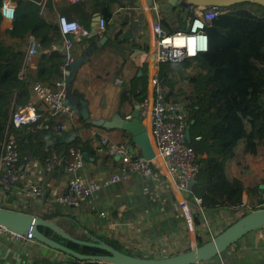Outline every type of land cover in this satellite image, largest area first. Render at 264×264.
Here are the masks:
<instances>
[{
  "label": "crops",
  "instance_id": "0c3cea01",
  "mask_svg": "<svg viewBox=\"0 0 264 264\" xmlns=\"http://www.w3.org/2000/svg\"><path fill=\"white\" fill-rule=\"evenodd\" d=\"M53 1L60 2V0ZM108 5L111 17L106 23L103 35L106 36V40L87 56L80 70L81 73L88 72L87 77L91 81L79 79L77 83L80 85H77L80 93L83 92L86 95L83 98L88 102L92 118L108 119L114 113L123 117L130 115L133 104L138 101L135 94L140 88L141 82L138 78L142 73V68L134 63L132 52L136 49L150 48L152 37L150 27L154 21L158 20L167 32H174L172 30L175 27L177 29L184 27L181 26L178 12L182 10L183 17L188 14L185 2L182 0L180 2L109 0ZM53 7L55 10L50 13L46 10V14L58 24L57 8ZM226 11L214 22L226 27L240 40V69L229 96L243 125L241 138L233 148L231 156L226 160L224 171L230 181L237 180L246 187H253L251 191L247 190L242 195L243 204L251 207L258 205L261 203L259 200L264 199L262 196L264 191V72L253 70L257 62L264 69L262 60L264 37L258 36L257 31L261 29L260 27L249 24L246 18L239 17L242 14L248 17L251 15L252 18L257 17L253 12L254 8L234 10L229 16L227 14H230V10L226 8ZM10 25L11 23H8L7 28ZM84 38L73 37L74 59L76 53L79 56L91 47ZM58 49L62 50V47ZM151 56L150 54L152 59ZM37 60L38 54L33 56L28 64H35ZM147 74L146 70V78ZM80 76L82 78L83 75ZM117 79L121 80L120 84L115 83ZM105 84L108 87L111 85V89L116 94L115 97L108 94ZM51 118L54 121L53 124L65 123L67 129L57 132L50 128L44 135V146L48 148L55 143H75L74 147L81 150L84 162L81 173L86 182L100 181L118 169V160L108 155L100 145L102 136H107L114 142L130 138L134 154L141 155L139 147L133 144L126 131L118 128L106 130L94 126L77 113L69 121L61 116ZM34 145L33 149L26 151L25 161L20 162L22 167L19 182L7 193L0 191V207L31 213L39 217L42 213L54 208L74 215L82 226L93 229L95 234L107 235L121 244L124 249H137L139 253L164 256L173 253L174 249V253H177L189 248L188 240L190 241L195 232L191 233L188 230L186 217L179 206V193L166 180L163 170L155 169L150 176L132 174L127 179L101 187L76 207L57 205L53 197L68 191V174L60 168L45 171L44 160L38 159L37 148L35 149ZM58 148L62 149L56 146L49 150ZM31 184L42 185L48 194L45 197H31L25 190V186ZM184 197L191 214L198 215L200 224L195 225L193 221V225L195 231L202 226L200 228L202 231L198 232L202 239H210L216 235L239 213L238 210L226 208L205 210L195 202L189 190ZM100 211L104 213L101 217L97 215ZM91 214L94 218L90 217ZM62 220L59 222H63ZM59 222H57L58 225L66 231L65 226ZM213 228L217 230H212ZM72 234L77 236L80 232ZM187 234L188 240L185 237ZM179 249L182 250L179 251ZM62 254L39 241H11L0 236V264H29L35 257L43 255L65 259L66 255ZM209 264H264V227L245 234Z\"/></svg>",
  "mask_w": 264,
  "mask_h": 264
},
{
  "label": "trees",
  "instance_id": "16d2710c",
  "mask_svg": "<svg viewBox=\"0 0 264 264\" xmlns=\"http://www.w3.org/2000/svg\"><path fill=\"white\" fill-rule=\"evenodd\" d=\"M41 1L15 0V16L9 28H1L2 17L0 15V143L11 108L24 103L29 98L33 83L38 80L52 86L54 81L61 77L60 67L63 64L64 56L63 48L62 50L58 48L62 47L63 38L57 22L50 15L40 12L39 3ZM108 4L109 0H91L84 3H72L68 0H60L59 3H56L53 0H45V10L48 13L53 12V6H55L58 14L89 28L94 15L109 12ZM256 9V11L264 12L263 6ZM178 15L181 19V26H184L182 27L183 31L187 30L190 15L187 14L183 17L182 10L178 12ZM255 20L264 22L263 16L256 17ZM182 29L175 27L172 31ZM204 32L207 37L205 51L198 52L195 56L187 57L181 61L161 63L158 73L164 81L165 97L181 101L188 108L185 143L194 148L199 162L196 183L189 190L190 195L199 198L200 207L205 210L220 208L238 210L239 214L233 219L235 221L251 209L258 207L257 204L247 207L242 201L243 193L247 190L251 191L253 187H246L237 180L230 181L224 171L225 162L231 156L233 148L242 135L243 122L229 96L240 69V40L232 35L226 27L214 21L205 27ZM29 35H33L39 43L38 60L35 64L26 63L24 65V49ZM84 39L91 45L95 43L93 36H85ZM262 60L264 62V50ZM190 68L192 72H188ZM145 76L146 70L142 68L141 76L138 78L141 88L135 94L137 100H141L145 96ZM182 82H186V85L181 86ZM72 94L77 96L75 92ZM40 111L42 112V116L38 120V123L41 124L40 127H35V124L31 123L10 129V133L18 145L19 162L25 161L26 151L30 148L33 149L34 144L40 161H43L53 151L66 154L70 146H75V143L72 144V142L55 143L46 148L43 138L54 125V121L46 111L42 109ZM197 136L200 138L196 139ZM56 146L62 147V149L49 150ZM33 153L35 154V152ZM191 215L195 225H199L198 215L196 213ZM40 217L57 225V222L62 219L69 221L73 228L80 232V235L77 236L69 233L75 238L86 241L100 239L130 255L155 257V255L124 250L121 244L113 241L107 235L95 234L93 229L82 226L74 215L54 208L42 213ZM39 230L45 236L80 253L91 255L106 253L96 246L80 244L63 238L47 226L41 225ZM195 239L197 245L209 240H203L198 233L195 235ZM188 249H183V251ZM216 257L203 262L209 263ZM29 264H101V262L79 260L71 255H66L65 259L43 255L35 257Z\"/></svg>",
  "mask_w": 264,
  "mask_h": 264
},
{
  "label": "built area",
  "instance_id": "2783aa9c",
  "mask_svg": "<svg viewBox=\"0 0 264 264\" xmlns=\"http://www.w3.org/2000/svg\"><path fill=\"white\" fill-rule=\"evenodd\" d=\"M70 1L72 3H83L90 0ZM39 4L40 12H42L45 7V0H42ZM185 9L190 15L187 30L167 32L161 23L156 20L150 27L152 33L150 48L148 50L136 49L131 54L135 65L139 68L146 66L145 70L148 71L145 96L137 103L139 118L145 124L146 129L149 130L148 133L155 155L150 159L135 155L130 138H123L114 142L107 136H102L100 145L108 155L118 160V169L100 181L86 182L81 173L84 162L80 148L71 146L67 149L66 154L52 152L45 157L43 169L51 171L60 168L68 174V191L53 197V201L57 205L76 207L101 187L127 179L132 174L150 176L155 169L158 171L163 170L166 180L179 193V206L186 217L188 230L191 233L195 231L191 211L184 197V194L188 191L189 181L196 179L199 170L197 153L192 146L185 143L188 108L181 101L165 97V85L163 79L159 76L158 69L161 63L181 61L187 57L195 56L198 52L205 51L207 49L205 27L211 25L217 17L227 11L223 7L189 3L185 4ZM0 15L3 21L11 23L15 16V0H2ZM110 17V12L98 14L94 31H91V27H83L78 22L68 20L57 14L58 27L63 38L64 61L60 67L61 77L55 80L52 86L36 80L31 87L29 98L24 103L11 108L0 143V191L3 193H7L9 189L15 186L21 177L22 165L19 162L16 139L10 133L11 127L18 128L31 123H34L35 127H40L41 124L38 123V120L42 116L41 109L51 117L61 116L68 121L73 119L75 112L67 103L65 95L67 76L74 62L73 37L91 35L97 40L101 39ZM38 53L39 43L33 35H29L24 50L23 64L30 62L31 58ZM115 83L120 84L121 80L117 79ZM51 128L59 132L66 130L67 126L65 123H60L52 125ZM199 138V136L196 137V139ZM25 190L34 198L45 197L48 194V191L38 184L26 185ZM262 196H264V191ZM194 200L200 206V199L194 197ZM257 206L264 207V199ZM97 215L101 217L104 213L100 211ZM90 217L94 218V215L91 214ZM0 236L19 242L35 240L30 232L19 234L2 224H0ZM194 244H197V242L193 235L190 239V247ZM101 264L106 263L101 262ZM195 264L209 263L199 262Z\"/></svg>",
  "mask_w": 264,
  "mask_h": 264
},
{
  "label": "water",
  "instance_id": "95a60500",
  "mask_svg": "<svg viewBox=\"0 0 264 264\" xmlns=\"http://www.w3.org/2000/svg\"><path fill=\"white\" fill-rule=\"evenodd\" d=\"M189 4L202 5V6H218L223 8H228L237 4L252 3L264 7V0H182ZM175 2H180V0H175ZM98 19V14L94 15L91 22V31H94V25ZM91 36V35H90ZM106 36L101 39L96 40L94 44L91 45L87 51H85L80 59L75 60L71 65L70 72L67 76V87L65 89V95L67 103L74 110L75 113L79 114L88 123L109 130L118 128L126 131L136 146L139 147L141 156L150 159L155 153L150 142L149 135L145 124L140 120L138 113V103L135 102L132 107V111L129 117H123L118 113H114L110 118L105 119L92 118L89 113L87 102L76 96H73L70 92V84L73 74L75 72L76 66L81 62L87 55L100 47ZM187 133V131H186ZM196 183V179H192L188 183V190H191L193 185ZM73 207L72 205H70ZM0 224L4 225L6 228L19 233L27 234L30 232L32 237L51 249L61 251L66 255H71L79 260H91L104 262L108 264H195L209 260L215 256L220 255L231 245L236 243L241 237L250 231L264 226V207H257L251 209L245 215L237 218L232 223H229L224 229L218 232L216 235L211 237L206 242L197 245L194 244L189 247L188 250L180 251L171 255L155 256V257H140L127 254L120 251L108 244L107 242L94 239L93 241H86L82 239L75 238L69 235L56 223L43 219L39 216L33 215L27 212H21L9 208L0 207ZM47 226L55 231L58 235L63 238L72 240L80 244H87L96 246L100 249L106 251L105 254L91 255L83 254L74 249L67 247L45 236L40 230L39 226Z\"/></svg>",
  "mask_w": 264,
  "mask_h": 264
},
{
  "label": "rangeland",
  "instance_id": "374dc122",
  "mask_svg": "<svg viewBox=\"0 0 264 264\" xmlns=\"http://www.w3.org/2000/svg\"><path fill=\"white\" fill-rule=\"evenodd\" d=\"M260 6L259 5H256V4H252V3H244V4H237V5H234V6H231V7H228V9L230 10V14H227L228 16L229 15H231L232 14V12L234 11V10H239V9H250V8H254V14L255 15H257V17H260V16H263V18H264V12H260V11H255V9L256 8H259ZM257 10V9H256ZM251 11V10H250ZM42 13L44 14L45 13V15H47L46 13V10L45 11H42ZM254 16V15H253ZM221 17V16H220ZM240 18H242V19H247L246 21L249 23V24H254L255 26H257V27H260L261 29H259L257 32H258V36L259 37H262L261 35H263V37H264V22H259V21H256L255 20V18H252L251 17V15H250V17H248V16H246L245 14H242V15H240L239 16ZM7 26H8V22L7 21H3L2 20V22H1V28L2 29H5V28H7ZM11 26V25H10ZM9 28V27H8ZM263 29V30H262ZM264 39V38H263ZM262 48V47H261ZM261 51H262V49H261ZM91 53H93V52H91ZM90 53V54H91ZM89 54V55H90ZM82 55H83V53L81 54V55H79V56H77V53L75 54V60H77V59H80L81 57H82ZM89 55H87V56H89ZM260 55H261V53L259 54V59H260ZM74 56V55H73ZM77 56V57H76ZM87 56L84 58V59H82L81 60V62L80 63H78V65L76 66V69H75V72H74V75H73V77H72V79H71V86H70V92H71V94L73 93V92H75L76 93V97H78V98H82V99H84L83 97L84 96H86L83 92L82 93H80V91H79V89H78V86H80V85H78L77 83H78V80L80 79H82L83 81H86V82H89V81H91V79H89L88 77H87V75H89V73L88 72H86V73H81L80 72V70H81V68H82V64H83V61L87 58ZM259 61H261V60H259ZM261 64L263 63V62H260ZM188 70V69H187ZM253 70H254V72H259L260 71V73H261V71L263 70V72H264V69H263V67L261 66V65H259V63L257 62V63H255V66H254V68H253ZM188 72H192V69L190 68L189 70H188ZM83 75L82 76V78H80L81 76L80 75ZM108 84H110V83H108ZM78 85V86H77ZM186 85V82H182V85L181 86H185ZM104 87L107 89V91H108V94L110 93L111 94V97H115L116 96V94H115V92L111 89V85H109V87H108V85H104ZM73 95V94H72ZM74 96V95H73ZM86 102H87V100L86 99H84ZM110 100V99H109ZM87 104H88V102H87ZM89 107V106H88ZM63 222H61L60 224L61 225H63V226H65V230L66 231H68V232H75V233H77V234H79V231H77L76 229H74L73 228V226H72V224L69 222V221H66V220H62ZM263 227L264 226H261V227H259V228H257V230H260V229H263ZM200 228H202V226L201 227H198V230L197 231H194L195 233H194V237H195V235L198 233V232H201L202 231V229H200ZM212 230H217V229H212ZM255 230V229H254ZM186 232L188 233V231H187V228H186ZM69 234V233H68ZM189 234V233H188ZM188 234L187 235H185V237L187 238V240H188ZM203 240H206V239H203ZM187 242V241H186ZM189 247H190V241L188 240V244H187ZM124 250H126V249H124ZM127 250H129L130 252H132V253H138V252H140L139 250H137V249H127ZM180 250H182V249H179V251ZM175 252V249L173 250V253H169V254H175L174 253ZM150 253H148V255H149ZM63 256H64V254H62ZM168 255V254H167Z\"/></svg>",
  "mask_w": 264,
  "mask_h": 264
}]
</instances>
